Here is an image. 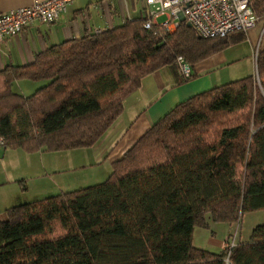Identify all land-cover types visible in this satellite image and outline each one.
Returning a JSON list of instances; mask_svg holds the SVG:
<instances>
[{
    "label": "trees",
    "instance_id": "1",
    "mask_svg": "<svg viewBox=\"0 0 264 264\" xmlns=\"http://www.w3.org/2000/svg\"><path fill=\"white\" fill-rule=\"evenodd\" d=\"M253 8L264 21V0ZM146 18L53 46L31 68L0 71L4 147H91L145 75L178 56L192 64L244 36L199 38L184 21L162 43ZM256 68L257 75L178 104L114 161L104 181L8 206L0 264H264V221L229 257L226 248L193 243L208 216L235 223L264 211V47ZM21 77L49 82L24 95L11 85Z\"/></svg>",
    "mask_w": 264,
    "mask_h": 264
},
{
    "label": "crops",
    "instance_id": "2",
    "mask_svg": "<svg viewBox=\"0 0 264 264\" xmlns=\"http://www.w3.org/2000/svg\"><path fill=\"white\" fill-rule=\"evenodd\" d=\"M33 1L35 0H0V12L27 6ZM148 11L147 0H72L54 22L45 23L36 19L26 25L18 35L0 40V71L13 67L31 68L36 57L53 46L142 19L147 17ZM182 22L175 29L162 31L159 40L165 43L167 34L175 33ZM262 28V21L258 22L246 34L243 33L242 39L197 62L190 63L192 73L190 78L183 77L177 59L176 62L161 66L145 75L140 86L125 97L121 115L105 130L97 142L88 148L57 152L65 153L67 164L64 169L62 167L56 169L63 173L84 172L94 166H100L105 169L107 177L114 161L121 158L147 129L178 104L232 80L255 74L254 50L258 45L264 47ZM30 79L29 77L13 79L12 89L24 95L32 94L29 92L38 85L34 81L41 79ZM23 81L28 83L22 84ZM61 159L63 161L64 158ZM82 173L73 174L68 180L63 179V184L57 186L69 188L76 183L89 182L81 178ZM24 177L26 176L19 179L24 180ZM20 185L27 190L26 195L20 197L16 195L15 200L8 206L52 195L43 193L29 195L31 189L28 182L23 181ZM2 215L3 212L0 217Z\"/></svg>",
    "mask_w": 264,
    "mask_h": 264
},
{
    "label": "built area",
    "instance_id": "3",
    "mask_svg": "<svg viewBox=\"0 0 264 264\" xmlns=\"http://www.w3.org/2000/svg\"><path fill=\"white\" fill-rule=\"evenodd\" d=\"M72 0H35L27 6L0 12V40L18 35L33 20L52 23ZM149 11L144 27L155 34L170 31L180 22H190L202 38L226 37L234 32H247L257 24L253 0H147ZM163 17V18H161ZM264 29V28H263ZM259 47L254 52L257 59ZM185 77L190 64L177 57ZM0 145H5L0 137Z\"/></svg>",
    "mask_w": 264,
    "mask_h": 264
},
{
    "label": "rangeland",
    "instance_id": "4",
    "mask_svg": "<svg viewBox=\"0 0 264 264\" xmlns=\"http://www.w3.org/2000/svg\"><path fill=\"white\" fill-rule=\"evenodd\" d=\"M262 24L264 28V21H262ZM263 28L262 30L264 31ZM34 82L38 84L36 86L38 89L39 87L46 85L49 81L47 79H41ZM26 83L28 82H22V84ZM36 88L29 93H34ZM20 90L22 89L20 88ZM222 123H226V121ZM214 127L216 128L217 125ZM59 151L60 150H39L28 152L22 148H4L3 145H0V181L2 182V184H0V214L5 211L8 205H11L10 203L14 201L17 196L20 197L21 195H26L27 190L20 185L23 181L25 183L28 182V186L31 189L28 192L29 195H32L33 193L49 195L67 190H75L106 179L105 169L100 166H94L84 172L82 171L83 173L80 171L60 172V170L56 168L62 167L64 169L67 164V156L64 152L57 153ZM62 157L64 158L63 161L61 159ZM53 165L56 166L53 167ZM103 172H105V174H103ZM81 173V178L89 182H82L80 184L76 183L69 188L57 186L62 183L63 179L68 180L71 175ZM19 175H21L20 177H26L22 180L19 179ZM263 221V210L244 213L241 220L235 223L213 221L210 216H208L209 226H197L195 228L193 233V243L197 247L213 252H220L225 248L224 243L228 244V241L230 242L233 238H235L236 243L239 239L242 240L249 238L253 228Z\"/></svg>",
    "mask_w": 264,
    "mask_h": 264
},
{
    "label": "bare ground",
    "instance_id": "5",
    "mask_svg": "<svg viewBox=\"0 0 264 264\" xmlns=\"http://www.w3.org/2000/svg\"><path fill=\"white\" fill-rule=\"evenodd\" d=\"M249 31V30H248ZM234 33H236V32H234ZM244 33H246V32H244ZM233 34V33H232ZM257 47H259V45L257 46ZM256 47V48H257ZM256 48H255V50H256ZM255 50H254V52H255ZM255 58V57H254ZM178 63V62H177ZM255 63H256V65H257V59H255ZM178 65H179V63H178ZM180 67V66H179ZM190 68H191V66H190ZM257 69V68H256ZM255 69V75H257V70ZM181 71V70H180ZM182 73V72H181ZM183 75V74H182ZM191 75H192V73H191V71H190V75L188 76V77H185L184 75H183V77L184 78H190L191 77ZM236 244V241H235V238H233L230 242L228 241V244H226V243H224V246H225V248L228 250V257H229V254H230V251H231V249H232V247L234 246ZM228 257L226 258V260L228 261Z\"/></svg>",
    "mask_w": 264,
    "mask_h": 264
},
{
    "label": "water",
    "instance_id": "6",
    "mask_svg": "<svg viewBox=\"0 0 264 264\" xmlns=\"http://www.w3.org/2000/svg\"><path fill=\"white\" fill-rule=\"evenodd\" d=\"M187 25L190 27L192 26L190 22H187ZM199 38H201V36H199Z\"/></svg>",
    "mask_w": 264,
    "mask_h": 264
}]
</instances>
